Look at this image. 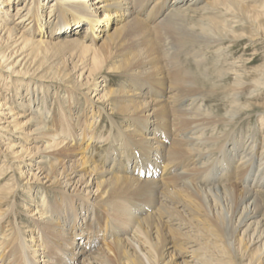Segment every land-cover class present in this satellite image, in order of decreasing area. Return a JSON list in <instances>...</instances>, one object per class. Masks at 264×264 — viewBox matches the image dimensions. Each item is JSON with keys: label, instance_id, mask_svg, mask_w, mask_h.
I'll use <instances>...</instances> for the list:
<instances>
[{"label": "bare ground", "instance_id": "bare-ground-1", "mask_svg": "<svg viewBox=\"0 0 264 264\" xmlns=\"http://www.w3.org/2000/svg\"><path fill=\"white\" fill-rule=\"evenodd\" d=\"M13 1L0 0V17L1 12L8 13ZM41 1L33 0L26 10L17 5L15 14L20 11L21 16L15 23L26 19L43 27L46 10ZM247 1L56 0L57 23L47 33L63 36L53 42L35 41L37 45L74 46L90 54L92 69H78L76 82L68 85L74 90L69 92L83 94L90 119H78L71 108H60L59 120L49 126L45 113L33 109L36 116L26 120H36L29 136L22 143L10 141L9 152L1 150L4 158L9 157L6 169L13 168L20 177L25 172L21 164L29 167L35 162L36 172L23 178L35 181L36 187L53 189L54 197L49 199V192L42 191L27 239L20 235V227L4 229L1 223L9 212L0 215V264H108L113 257H125L134 264H208L200 252L205 246L195 247V240L190 239V234L206 231L218 247L234 249L248 238L264 248V108L258 118L262 122L251 133L240 128L234 131L249 109L250 102L241 103V96L258 95L264 82L239 72L228 88L221 87L224 71L193 73L179 62L187 45L210 47L246 38L222 20L215 28L208 17L186 23L182 10L192 5L193 10L207 12L216 6H243ZM149 17L154 24L147 22ZM41 28L37 33H42ZM97 36L103 38L95 46ZM0 42V69L12 71L13 55L34 41L10 29ZM190 52L198 69L201 52ZM103 69L119 74L121 84L101 96L90 90L96 71ZM211 77L219 81H210ZM104 89V83L97 88ZM147 91L153 95L147 96ZM219 91L222 99L212 109L206 108L204 101ZM94 99L111 113L105 116L107 136L90 129L100 116L92 109ZM1 110L0 116L8 120L0 117V130L15 129L9 128L15 127L9 125L16 120L15 114ZM93 141L108 142L101 166L87 156ZM22 189L32 190L27 184ZM173 233L183 241H174ZM174 245L180 247L179 261L170 253ZM184 252L188 259L180 258Z\"/></svg>", "mask_w": 264, "mask_h": 264}, {"label": "rangeland", "instance_id": "rangeland-1", "mask_svg": "<svg viewBox=\"0 0 264 264\" xmlns=\"http://www.w3.org/2000/svg\"><path fill=\"white\" fill-rule=\"evenodd\" d=\"M262 1L263 0H250L243 6H229L230 8L226 7V9L222 6H216L212 11L210 10L206 12L200 10L202 13H200L199 10H193L192 5H190L191 7L182 10V13L184 11L183 20L186 23L199 22L198 20L208 17L210 18L209 25L212 28H215L217 21L222 20L225 24L233 25V30H236V34H242L246 38L224 41L210 47L194 44V47L192 48L190 47L191 45H187L185 48L186 54L179 57L180 64L186 69L191 70L193 73H196L197 71L199 73L203 69H207L208 73L212 75L219 71H224V78H220L222 82L221 87L228 88L230 83H232L234 76L239 72L247 75L249 74V76L256 75L255 80L264 82V7L261 5ZM41 3H45L43 8L46 10L44 11V13H46V21H44L45 25L43 27L41 26L42 28L40 27L42 33H37L40 28L35 26V24H32V22L28 23V20L26 19L19 24L15 23L16 18L21 16L20 11V15L15 14V7L20 4V6L26 10L29 5L34 4L33 0H14L12 4L9 5L8 13L5 14L1 12L0 17V23L3 27L0 29V34H3L0 35V38L6 37L7 30L10 31V29H12L13 34L22 33L25 38L34 41L33 45L26 44L22 49L16 52L17 54L15 53L13 55V61L11 62V69L13 72L11 70L6 71L0 69V100L2 102L0 107L4 106V109L0 110L5 113L7 111L13 112L16 116V120L9 124L15 125V127L9 126V128L15 129L0 130V189L4 184H7L4 189L0 190V215L3 216L10 213L8 216L9 218L6 217L1 224L4 225V229L10 228L12 231L17 227H20V235L24 236L26 239L30 237L32 233L31 230L33 231L34 225L31 224V220L37 216V214L33 213V210L39 206L42 198L41 194L44 191H47L50 194L49 199H51L54 197L53 189L51 192L48 188L41 186L36 187L35 181L31 180L30 182H26V178H23L29 173L36 172V167L34 166L35 162L29 167L21 164L22 167L20 170H22V168L25 170L23 174H21L20 171L22 177H20L13 168L6 169V167L9 166V157L4 158V152L1 150L9 152L10 149H7V147L10 141H12V143H22L25 141V138L29 136L27 135V132L34 127L33 125H35L36 120L34 119L33 123L32 120H30V123H26V120L36 116V114L32 112L33 109L38 110V114H40L41 111L45 113L44 120L46 125L49 126L55 124L59 120L60 108L65 111L71 108L69 111H72L77 115L78 119H81V117H86L88 119L91 113V109H85V105L87 104L83 94L75 92L76 95H74V92H69L74 90L68 87V85L73 84L74 81L76 82L74 75L77 74L78 69L87 68L88 71L92 69L93 66L90 60V54H84L77 47L74 49V46L65 45L59 47V45L55 44L37 45V42L35 41L37 38L53 42L56 41V38L59 37V35L63 36L61 33H57L55 36H50L47 33L50 32L57 23L55 18V11L57 9L56 0H42ZM223 11L228 12L227 15H221L220 13ZM106 19L108 18H105V20ZM225 20L227 21L225 22ZM147 22L154 24L153 22L155 21H153V18L149 17ZM4 27L9 29H4ZM108 31L110 32V25L107 26V32ZM104 32L105 31H101V35L104 34ZM72 33L73 32L68 34V36ZM251 37L257 38L256 40H251ZM102 38L103 37L101 36H97L95 46ZM158 38L155 39L154 44L156 50L159 52V49H157L156 46ZM193 50L201 52V60L203 61L198 65V69L195 68L196 63L194 62V58L187 54ZM70 53L73 54V58L69 57ZM17 59H19V61L15 63ZM83 65H86V67ZM262 70L263 74H259ZM247 75L245 76L248 77ZM120 79L121 77L117 73L107 72L106 69H103L100 72L97 70L90 91L99 92V94L103 96L105 92L112 88L119 87L121 84ZM211 79L216 82L219 81L214 77L209 78L210 81ZM101 83L105 84V91L97 90ZM124 84L125 83L122 85ZM209 87L210 85L205 87L206 92L209 90ZM146 94L150 97L153 95L150 91H147ZM255 94L257 93H254L251 97H244V95L241 96L239 100L241 103L250 102V104L248 111L242 114L241 117L244 119L241 121L242 124H240L238 128L236 127L237 130H234L235 133H238L240 129H244L243 131H246V134H249L252 132L254 126L257 125V122H262L259 121L258 118H260L261 115L259 114L262 108H264V90L259 92L258 95ZM69 95L73 97L72 100L69 99ZM221 99L222 95L219 91V93H216L209 97V99L205 100L204 105L206 108L208 107L209 109H212L213 105L218 103ZM100 105L101 103L98 101L95 102L94 99L92 109L94 111L98 110L100 116L95 119V122L91 125L92 127L90 129H93L98 135L101 132V134L107 136L109 131V121H107L105 116L110 115L111 113L106 105ZM218 106L221 109L224 106V103L219 104ZM227 106L228 103L225 107ZM0 117H4V119L6 118L4 115H1ZM6 120H8V118H6ZM116 121L122 124L121 120L117 119ZM4 125H6V122L2 123V126ZM113 132L115 133V131ZM262 133H264V130L261 134ZM242 141L244 142L245 140ZM104 142L105 141H93L87 148V156L91 155V160H93L94 164H98L103 158L102 155L108 145V142ZM220 142L218 140L216 144H214V147ZM41 143L42 142L31 145L37 146ZM31 145H28L27 147ZM56 159L57 156L52 157L50 160L54 161ZM211 159H213V156ZM12 163L16 164L17 162L12 159ZM101 165L102 164L99 163V166ZM25 184L30 185L32 190H23L22 187ZM61 189L66 190L64 188ZM93 189H95V187H93ZM261 197L264 201V193L261 194ZM35 235L37 236V233ZM239 236L240 235H238V237ZM171 238L174 241L182 240V238H178L174 233ZM39 239H41L40 236ZM110 239L111 238H108L107 241ZM190 239L195 240V247L200 244L205 246V248L200 249L203 250L200 252L203 253V258H206L205 261L208 262V264H264V248L261 247V242L252 243L247 238L245 243H241V246H238V244L235 245L234 249H231L228 246L218 247L216 246L217 241H213V238L207 234V231L205 234H190ZM102 243L103 241H101L97 247ZM169 249L173 258L179 261V254L177 253H179L180 247L174 245L173 248ZM180 258L188 259L187 253L184 252ZM108 264L134 263L130 262L125 257H113Z\"/></svg>", "mask_w": 264, "mask_h": 264}]
</instances>
